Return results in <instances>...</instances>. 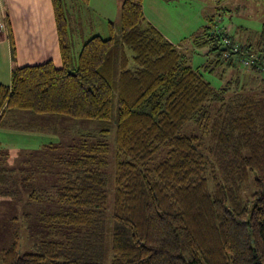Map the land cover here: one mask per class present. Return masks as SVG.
I'll return each mask as SVG.
<instances>
[{
  "label": "trees",
  "instance_id": "obj_1",
  "mask_svg": "<svg viewBox=\"0 0 264 264\" xmlns=\"http://www.w3.org/2000/svg\"><path fill=\"white\" fill-rule=\"evenodd\" d=\"M52 2L63 65L15 67L0 84V125L16 110L111 122L116 97L115 169L102 140L54 157V185L30 198L70 206L40 218L69 232L36 253L23 252L16 234L0 264H264L262 44L206 25L193 41L236 68L232 86L215 88L146 19L144 0H123L118 34L90 37L74 62L65 0ZM243 55L254 62L243 65Z\"/></svg>",
  "mask_w": 264,
  "mask_h": 264
},
{
  "label": "rangeland",
  "instance_id": "obj_2",
  "mask_svg": "<svg viewBox=\"0 0 264 264\" xmlns=\"http://www.w3.org/2000/svg\"><path fill=\"white\" fill-rule=\"evenodd\" d=\"M204 1L207 5L205 13L214 17V21L210 22L204 16V24L185 34L181 33L179 49L186 56L188 64L200 69L213 87L232 86L236 68L227 65L221 52L211 51L207 43L199 44L202 31L208 24L212 25L213 30H219L216 24L224 28L230 24L228 32L234 40L242 45L253 44L256 49L261 43L264 49V0ZM195 37L199 42L193 41ZM237 66H240L239 63ZM117 109L115 97L111 122L37 114L26 110L6 113L0 125V251L14 243L16 234L20 237L23 252L36 253L41 241L59 240L63 238L60 233L66 235L69 232L67 227L62 228L61 232H53L50 227H44L40 218L42 212L71 211L70 206L64 205V208L56 202H33L30 194L40 185L46 184L48 189L54 185L57 171L61 170L52 167L56 165L54 157L66 156L67 147L82 143L83 139L108 143V170L112 173L117 151ZM51 146L56 148L51 150ZM163 156L157 154L156 161Z\"/></svg>",
  "mask_w": 264,
  "mask_h": 264
},
{
  "label": "crops",
  "instance_id": "obj_3",
  "mask_svg": "<svg viewBox=\"0 0 264 264\" xmlns=\"http://www.w3.org/2000/svg\"><path fill=\"white\" fill-rule=\"evenodd\" d=\"M123 0H65L73 59L84 42L94 35L109 37L121 28ZM146 19L165 38L180 48L181 33L204 24V0H144ZM0 13L8 27L0 35V84L11 83L15 67L48 60L63 65L59 33L52 0H0ZM110 22L114 25L111 28ZM230 24L227 25L230 30Z\"/></svg>",
  "mask_w": 264,
  "mask_h": 264
},
{
  "label": "built area",
  "instance_id": "obj_4",
  "mask_svg": "<svg viewBox=\"0 0 264 264\" xmlns=\"http://www.w3.org/2000/svg\"><path fill=\"white\" fill-rule=\"evenodd\" d=\"M8 27V20H7V17L3 14V13H0V35L2 34V32L7 29ZM216 28H219V31H223L224 33H228V28H224V27H218L216 25ZM223 43L225 44H230L231 41L230 39L227 37V35L224 36L223 38ZM230 52H238L240 50V46L238 43H233L231 44L230 48L228 49ZM258 56H256L257 58ZM254 56H246V55H243V58H242V64L243 65H249L250 63L254 62Z\"/></svg>",
  "mask_w": 264,
  "mask_h": 264
}]
</instances>
